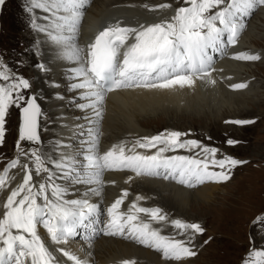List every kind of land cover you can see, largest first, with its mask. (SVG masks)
<instances>
[{"label":"snow or ice","instance_id":"obj_1","mask_svg":"<svg viewBox=\"0 0 264 264\" xmlns=\"http://www.w3.org/2000/svg\"><path fill=\"white\" fill-rule=\"evenodd\" d=\"M4 2L0 0V5ZM90 3L91 0H28L25 8L29 14L37 10L46 13L43 16L46 23L38 24L39 17H34L30 19L31 27L45 34L54 47L57 60L70 65L66 69V77L71 81L69 87L86 101L77 107L91 110V117L85 118L91 127L85 131V126H79L81 137H87L79 151H62L58 158L43 151L39 135L42 109L35 94L27 97L24 94L31 87L30 81L18 73H11L0 63V146L6 140V114L13 106L20 112L17 155L0 169V191L8 188L10 169L20 167L23 170L22 182L11 188L2 204L0 264H65L55 253L70 264H89L88 259H82L65 247L50 250L39 227L56 245L67 244L77 236L79 229L89 233L85 236L89 246L102 232L106 236L135 240L161 252L165 259L179 261L195 257L197 252L188 245L194 242L195 235L205 231L197 222L171 220V225L186 240L162 235L151 226V221L168 219L161 208L141 207L133 201L127 212L121 211V205L129 195L125 189L107 208L106 225L97 230L94 215L99 212V205L87 198L66 197L74 186L83 184L95 185L89 187V195H100L101 174L105 170H128L134 177H157L193 188L206 182L230 181L232 170L247 163L231 156L217 158V148L205 146L195 139H182L188 133L180 131L135 139L130 142V147L127 146L129 142L122 141L101 154L98 151L99 124L104 116L106 96L114 91L173 90L192 87L196 80L214 84L211 71L215 56L224 55L228 46L237 43L246 27L245 18L259 6H264V0H183L170 19L138 27L121 26L119 21L109 22L90 43L81 46L80 28L84 10ZM157 7L164 9L170 5ZM233 58L242 61L260 59L258 55L247 53L235 54ZM36 67L48 71L43 63ZM52 86L59 85L52 82ZM232 87L239 89L246 85ZM226 123L246 125L254 121ZM21 142L38 147L24 150ZM226 143L233 145L236 142L229 139ZM59 147L67 149L70 145L61 142ZM178 150L192 155H166ZM148 151L152 154H147ZM21 156L27 163H20ZM33 173L42 177L39 183L34 181ZM132 179L130 176L126 182ZM141 199L137 195L136 200ZM140 214H146L150 221L142 220ZM253 223L264 227V215L258 216ZM242 264H264V248L250 249Z\"/></svg>","mask_w":264,"mask_h":264},{"label":"bare ground","instance_id":"obj_2","mask_svg":"<svg viewBox=\"0 0 264 264\" xmlns=\"http://www.w3.org/2000/svg\"><path fill=\"white\" fill-rule=\"evenodd\" d=\"M147 1L148 0H94L92 2L91 0L90 5L84 10L85 11L84 25H87L90 22L98 23L104 17L111 14L117 15L113 18L114 20L123 18L125 21L126 20L132 21L133 19H136L137 21H141L142 17L144 16L145 20H147V23H149L151 22V20H157L158 18H162L169 13V8L160 9L156 7L155 10L150 11L146 9V7H149L150 5H146V6L144 5L142 7L141 4L145 2L147 3ZM162 4L158 3V5H162ZM153 11H155L154 12L155 14L152 13ZM123 12H130L131 13L129 15L130 17L126 15L119 16L121 15L120 13ZM257 13L259 17L264 19V6L258 7ZM88 27L89 26L85 27V34L88 30ZM246 30H248V28L244 29L241 32L239 39H237V43H238L237 46L232 47L231 51H235L237 52V54L247 53L250 55H258L261 58L262 57L261 54L264 51L262 52L258 50V48L255 47L254 41L252 40L246 41V39L244 40V38L249 37L247 34L248 32L246 33ZM85 38L86 36L82 35V41L85 40ZM39 51L41 54L43 52L42 63L45 64L48 68V71H43L44 73H40L38 71V68L36 70L38 82L41 83V86H38L37 94L42 95V97L44 96L47 97L46 103L41 101L39 102L41 103L44 112H47L49 116L48 117L49 123L46 126L45 129L46 131L44 132L41 129L42 138L44 137V133H45V138H44L45 143L43 146V151L45 153L51 154V150H52L53 151L52 155L54 158H56L58 153L56 151V148L52 147L53 144L59 145L61 142H63L66 145H70V147L67 149L60 148L61 152L62 151L71 152L74 150L79 151L83 139L87 138V137H81L79 126H85L84 129L85 131H87L88 127H91V125H87V121L85 119L86 117H91V110H82L77 107L78 104L85 103L86 101L82 100L81 97L76 99L74 98L77 95V93H75L77 92L76 90L70 91V87H69V89H67L63 93L61 90L57 89L58 87L54 88L53 86H50L49 83H51V78H52L51 75L53 76L55 83L61 86V84H59L60 83L59 81L62 80V78L66 77V69L70 65H67L57 60L55 58L56 57L55 50L53 51L54 53L51 54L54 56L53 59L49 58V61L48 58L44 57L47 54L46 53L44 54L43 50L41 51L39 49ZM259 60L242 61V60L234 59L232 57L228 58V56L225 55L221 61L224 63L223 67L224 66H226L227 68L233 67L231 68L230 71L231 74H234L231 80L233 82L245 81L247 82L248 87L245 88L244 90L240 89L236 91H229L227 90V88H225L224 82L222 83L218 82L214 86L211 85L207 86L202 82L203 85H205V87H203L202 89V93L198 95L196 93H192V94H188L187 96H183L184 103L182 105L178 103L181 99L180 97H174L173 95H169L165 93H146V92L142 93L143 92L142 91L140 94L131 90H127L126 92L114 91L112 93H109L105 99L106 103L104 105V116L99 124V131L103 133L100 134L99 136L98 145L101 146V150H102L100 153L102 154L105 148H106L105 150H108L112 147L113 143L116 142V140H113V138H116V136L125 138L124 133L136 132L135 135H141L144 137L151 134V132L150 133H147L145 131L139 132L138 129L139 127L143 130L144 127L147 125V123H149L147 120L148 117H146V114L148 113H154L157 111H160L162 113H167L169 111H172L174 112V115L175 113H181V114L185 113L192 115L195 119L196 118L201 119V115L204 114L205 107L208 108V111L212 110L209 113L217 114L221 110L220 109L221 107L219 108L217 106L218 103L226 102L228 104L230 103L229 102L230 100L232 102V99L242 100V103H244L243 101L247 100V97L250 96V94L254 95L252 86L255 84L252 80H250L249 77L251 75L248 76L249 71L246 70V67L247 68L250 67V65L256 63ZM247 63H251V64H247ZM217 65L218 64H216L214 67H216ZM214 67H212V70L214 69ZM243 73H246L247 76H244ZM229 82L230 81H227L226 83ZM70 83L71 82H69V84ZM45 85L47 86L45 87ZM136 90H141V89H136ZM69 91L72 93H70ZM36 97L39 98V100L41 99V97H38V95H36ZM48 97L50 98L48 99ZM74 100L75 101L79 100V102L78 103L74 102ZM243 107L241 108L237 107V109H239L238 112L236 113L232 112L233 113L232 115H226V116L252 117L253 114L249 113L248 112L249 110H245V108ZM205 112H207V109ZM43 125L44 124L42 122V127ZM148 152L152 153V151H148ZM184 153L188 154L187 152ZM23 162L24 161H22L21 164H23ZM110 174L111 175L113 174L115 176L109 182L107 181V179L110 177ZM8 176H9V180L7 181L8 188L6 190L0 191V216H2V211H3L2 204L6 200V197L9 194L11 188L16 187L19 183L22 182L23 170L20 167H17L15 169H10ZM33 176H34V181L36 183H39L41 179L35 176V173L33 174ZM130 176H132L133 179L130 182H126L128 181V177ZM101 180L103 181L104 186L102 185L103 188L100 189V192L104 194L101 197V199L104 201H102L101 199L98 200L99 195L98 196L89 195L88 193L89 187H95V185L89 186L87 184L78 185L82 191L81 190L76 191L73 188L72 191H74L75 193L73 194V197H71V199L87 198L90 200V202L97 203L98 205L100 203H104L106 205V202L115 198L117 195H121L122 190L126 189L128 191V188H130L136 193L135 199L137 195H139L140 197L146 199L144 200V203H148V201H151V204L150 203L148 204L151 207L156 206L155 204L159 203L165 207H168L169 209H173L174 211L179 213L178 215H184L185 211L183 212L182 210L185 207V205L189 203L188 200L189 201L193 200L198 203L205 202L206 200L210 199L209 198L211 194L210 191L218 189L219 186H221V184L219 183L208 182L197 188L189 189V188H185L184 186H182L177 182L174 181L168 182L164 179L157 177H147V176L134 177V174L132 172L130 171L125 172V170L124 171L117 170L110 172L105 171L101 174ZM147 193L154 195L155 198L151 197ZM126 200L127 197L125 198L124 204L121 205V209L127 204ZM142 200L143 199L136 201L137 204L142 203ZM122 210H124L125 212L127 208H123ZM98 213L94 215V219L97 220V223L100 222L99 220L100 216H98L99 215ZM104 216H106V213ZM140 217L142 220L145 219L142 216ZM96 224H95V228H96ZM152 225L155 226L153 223ZM168 229L173 231L172 227H165L164 231L168 233L169 231ZM41 230L42 228L39 227L38 231L45 239L46 246H48L50 250L54 251L55 246L65 247L67 249L72 250L73 252H76L82 259H84L85 255H88V258L94 264L97 263L107 264L109 262H117V261L123 264L124 261H128L130 259L133 262L132 264H178V262H174V259L169 261L165 260L163 255L159 253V251L157 250L155 251H157L160 255L157 252L155 253L154 250H150V248L137 246L129 241H124L123 237H118V236L101 237L93 241L91 243V246H89L86 240H82V237L85 236V232L79 231L78 229L77 236L75 238H71L67 244L56 245L52 243L47 238L46 233H44L43 230L42 231ZM88 234L89 233H86V235ZM261 239H262L261 241L264 242V237H262ZM74 240H78V241H74ZM80 249L83 250L79 251ZM89 253L91 255H89ZM194 259L195 258L193 259L183 258L182 261L179 262V264H189L190 261Z\"/></svg>","mask_w":264,"mask_h":264},{"label":"rangeland","instance_id":"obj_3","mask_svg":"<svg viewBox=\"0 0 264 264\" xmlns=\"http://www.w3.org/2000/svg\"><path fill=\"white\" fill-rule=\"evenodd\" d=\"M93 1L94 0H92V2ZM19 3L24 4L23 0H8L6 9L4 10L6 13L3 14L4 32L2 33L0 42L8 51H13L14 48L19 50L24 40L23 38H16L19 36V33H21L19 26L16 24L14 14L15 7L17 8ZM260 18L261 17L258 16L257 11L252 15V18H248V30H246V33L248 32L247 34L249 37L244 38V40L254 41L255 47L263 52L264 19ZM263 53L261 54L262 57L259 61L250 65L251 68L246 67V70L249 71L248 76L251 75L249 77L250 80L254 82L252 79L254 75L257 78L256 86L254 84L253 89L254 95L250 94V96L247 97V100L243 101L244 103H242V100L237 99H232V102L230 100V103L228 104L226 102L218 103L217 106L219 108L221 107V110L217 114L209 113L212 110L208 111V108L205 107V111L207 109V112L204 111V114L201 115V119H195L192 115L185 113H175L174 115V112L172 111L167 113H162L160 111L148 113L146 114L148 119H145H147L149 123H147V125L145 124L146 126L143 130L138 127L139 132L145 131L147 133H150L153 129H159L160 127L168 125H173V127L180 132H183V129H187L189 132H192L193 130L194 132L195 130L196 132H210L211 141L219 146L218 148L221 149L224 155L232 156L233 158L247 162L238 165L232 170V178L230 181L222 182L218 189L210 191L211 194L209 197L210 199L208 198L209 200L201 203L188 200L189 203L185 205V207L183 206L184 208L182 211H185L184 215L196 219V222L201 223V226L205 229L203 234H197L194 237L193 243L196 246L197 255L189 264H242V261L246 258V254L250 249L254 247L264 248V242L261 241L263 244L260 242V233H255L254 231V226L257 227L258 225L253 223L258 216L264 215ZM33 62L35 63V61ZM36 70L37 68L34 69V74L37 77ZM243 75L247 76L246 73H243ZM36 79L37 78H35V81ZM63 79L67 80V77L62 78V80ZM38 85L41 86V83ZM47 85H45V87ZM33 86L36 87L37 85ZM34 87H32V91H34L38 97H41L40 100L39 98L37 99L46 103L47 97H42V95L37 94L38 86L36 87V90ZM61 91L64 93L66 89ZM70 91L72 90L70 89ZM27 92L28 90L25 91V96H27ZM49 98L50 97H48V99ZM237 107H243L245 110H249L248 112L253 114L252 120L254 123L246 125L226 123L227 120L223 119L227 118L226 115H232V112H238L239 109H237ZM42 113L44 117L41 118L40 126L45 132L46 126L49 123V116L43 109ZM17 118L18 108L13 106L10 108L9 113L6 114V140L3 145L0 146V166L2 169L6 164L4 160L13 157L14 154L15 142L17 140ZM42 122L44 124L43 127ZM44 138L45 133L42 138L43 146L45 143ZM229 139L236 143L228 145L226 141ZM35 147L38 146L27 142H24L22 146L23 149ZM25 160L24 157H20V163ZM260 211L262 212L256 215V213ZM205 241H207V243H205ZM154 252L156 253L157 251L154 250ZM165 260L169 261L173 259ZM181 261H178V264Z\"/></svg>","mask_w":264,"mask_h":264}]
</instances>
